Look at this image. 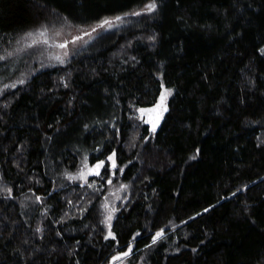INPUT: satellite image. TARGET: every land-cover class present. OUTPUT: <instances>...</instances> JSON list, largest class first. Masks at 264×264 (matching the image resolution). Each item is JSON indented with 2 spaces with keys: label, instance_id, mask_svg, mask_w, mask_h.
Returning <instances> with one entry per match:
<instances>
[{
  "label": "trees",
  "instance_id": "1",
  "mask_svg": "<svg viewBox=\"0 0 264 264\" xmlns=\"http://www.w3.org/2000/svg\"><path fill=\"white\" fill-rule=\"evenodd\" d=\"M112 17L99 47L0 77V264H264V0H0V56Z\"/></svg>",
  "mask_w": 264,
  "mask_h": 264
},
{
  "label": "rangeland",
  "instance_id": "2",
  "mask_svg": "<svg viewBox=\"0 0 264 264\" xmlns=\"http://www.w3.org/2000/svg\"><path fill=\"white\" fill-rule=\"evenodd\" d=\"M147 11L148 10L146 7V8H142L139 11V13H144ZM116 18L117 17L105 19L113 22L110 26L104 25L103 27H100V25H102L103 21L105 20L93 24H85L82 21H77L75 25H73L72 27L65 26L63 29L53 33V39H52L53 45L49 44L48 42L47 47L43 46V42L45 41V39L47 40L49 37V34L46 32V27H44V25H38L32 28L26 34H24L23 36H21L20 38H18L13 42V44L10 47L11 55L7 53L1 55L4 57V59H0V77L11 74L15 70H17V68L25 61L27 62L38 59V62L45 67L55 66L59 64L64 65L68 63L69 61L73 60L75 57L89 51L90 49H94L97 46L99 47L100 44L110 40V38H113L114 34L117 35V33L124 31V29L128 25H130L126 17H120L121 18L120 20H117ZM42 31L46 33L45 37L39 36V33ZM29 33H32L33 36L29 37L28 36ZM33 38L36 39L37 46L38 45L40 46L37 47L36 43H33ZM61 44L66 45V47L63 48L59 47V45ZM48 48H51L50 53H48L49 54L48 58H46L45 56L39 57V55L43 52V49H48ZM57 57H59V59H57ZM171 94H172V90L164 89L162 93L164 98L161 99L160 97L159 102L155 106L141 108L144 110V112L145 110H149L148 117L152 126L158 125L160 120L162 119L164 108ZM141 109H139L138 112H140ZM113 159L115 158L113 157ZM100 163L101 162H98L97 164ZM112 163L113 161L110 160L111 167H112ZM96 165L83 169V178H84L83 181L84 182L88 181V183H90L93 187L100 188L104 183L103 181L101 183V181L97 179L94 180V178H97L99 176L95 174V171H99V173L102 172L105 162H102V166L99 169H95ZM115 165H117L116 162ZM116 168L117 166L113 167V170H115ZM90 169H95V171H89ZM115 176L116 173L114 174L112 173L110 180L114 184H115ZM114 188L115 187H112V189ZM112 198L113 200H116L118 198V194L114 193L112 195ZM108 201H110V198L108 199ZM123 254L124 253H118L114 255L112 257V260L116 262L122 261L123 260L122 258L124 257ZM116 257H121V258L115 259Z\"/></svg>",
  "mask_w": 264,
  "mask_h": 264
},
{
  "label": "snow or ice",
  "instance_id": "3",
  "mask_svg": "<svg viewBox=\"0 0 264 264\" xmlns=\"http://www.w3.org/2000/svg\"><path fill=\"white\" fill-rule=\"evenodd\" d=\"M154 8H155V4H154V3H153V4H149L147 10H148V11H151V10H154ZM136 15H139V13H136ZM116 19H117V20H120L121 18H120V17H117ZM112 23H113L112 21L105 20V21H103V24L100 25V27H103L104 25H109V26H110ZM93 30H95V29H93ZM45 35H46V33L43 32V31L39 33V36H40V37H43V36H45ZM28 36H29V37H32L33 34H32V33H29ZM44 42L47 43L46 40H45ZM33 43H36V39H35V38H33ZM59 47H62V48H63V47H66V45L61 44V45H59ZM9 55H11V53H9ZM0 59H4V57H3V56H0ZM57 59H59V57H57ZM61 62H63V61H61ZM5 87H14V85H5ZM0 92H2V89H0ZM163 98H164V96L162 95V96H161V99H163ZM140 111L143 112L144 110L141 109ZM113 156H114V154H113ZM113 156H110V157H109V160H112V161H113V163H112V167H115L116 165H115V161H114V159H113ZM101 166H102V162H101L100 164H97V165L95 166V169H99ZM95 169H90L89 171H95ZM95 174H96V175H100L99 171H95ZM81 177H83V172H81ZM70 178L75 179L76 177H70ZM110 182H111V181H109V183H110ZM104 207L107 209L108 205L105 204ZM110 221H111V214H109V216L107 217V221H106V223H108V227H109V229H111ZM162 235H163V231H161V232H157V233L155 234L154 238H153V243H155L156 240L159 239ZM108 236L111 237L112 239H115V237L112 235L111 231H109ZM130 252H131V248H129V250L126 251L123 255H124V256H127V255L130 254ZM120 258H121V257H116L115 259H120Z\"/></svg>",
  "mask_w": 264,
  "mask_h": 264
},
{
  "label": "bare ground",
  "instance_id": "4",
  "mask_svg": "<svg viewBox=\"0 0 264 264\" xmlns=\"http://www.w3.org/2000/svg\"><path fill=\"white\" fill-rule=\"evenodd\" d=\"M144 8H145V7H144ZM140 10H141V9H140ZM137 11H138V10H137ZM137 11H136V12H137ZM61 25H62V24H61ZM53 28H54V27H53ZM46 31H47V28H46ZM44 37H45V36H44ZM45 40H46V39H45ZM38 41H39V40H38ZM47 42H48V41H47ZM41 43H42V42H41ZM36 46H37V43H36ZM38 46H40V45H38ZM38 46H37V47H38ZM46 46H47V45H46ZM40 48H41V47H40ZM44 48H45V47H44ZM44 53H45V52H44ZM44 53H43V54H44ZM85 53H87V52H85ZM45 55H46V54H45ZM42 56H43V55H42ZM75 56H76V55H75ZM166 107H167V106H166ZM142 115L145 116L144 114H142ZM140 116H141V115H140ZM146 118H148V116H146ZM147 122H148V121H147ZM116 166H117V165H116ZM113 172H114V171H113ZM113 174H114V173H113ZM258 181H259V180H258ZM1 184H2V183H1ZM2 185H3V184H2ZM2 185H1V186H2ZM66 195H67V194H66ZM108 199H109V198H108ZM252 200H253V199H252Z\"/></svg>",
  "mask_w": 264,
  "mask_h": 264
},
{
  "label": "flooded vegetation",
  "instance_id": "5",
  "mask_svg": "<svg viewBox=\"0 0 264 264\" xmlns=\"http://www.w3.org/2000/svg\"><path fill=\"white\" fill-rule=\"evenodd\" d=\"M148 111H149V110H145V112H146V113L144 112V115H145V116H148ZM148 121H149V117H148Z\"/></svg>",
  "mask_w": 264,
  "mask_h": 264
}]
</instances>
